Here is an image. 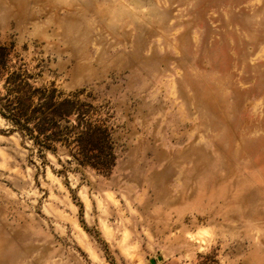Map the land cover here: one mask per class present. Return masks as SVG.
Masks as SVG:
<instances>
[{
  "label": "rangeland",
  "instance_id": "374dc122",
  "mask_svg": "<svg viewBox=\"0 0 264 264\" xmlns=\"http://www.w3.org/2000/svg\"><path fill=\"white\" fill-rule=\"evenodd\" d=\"M0 42L116 141L102 173L0 116V264H264V0H0Z\"/></svg>",
  "mask_w": 264,
  "mask_h": 264
},
{
  "label": "trees",
  "instance_id": "16d2710c",
  "mask_svg": "<svg viewBox=\"0 0 264 264\" xmlns=\"http://www.w3.org/2000/svg\"><path fill=\"white\" fill-rule=\"evenodd\" d=\"M13 43L0 42V116L28 148L41 156L108 173L115 164L116 141L108 117L97 115L83 91L65 92L53 82L37 84L41 70L30 71L13 59Z\"/></svg>",
  "mask_w": 264,
  "mask_h": 264
},
{
  "label": "water",
  "instance_id": "95a60500",
  "mask_svg": "<svg viewBox=\"0 0 264 264\" xmlns=\"http://www.w3.org/2000/svg\"><path fill=\"white\" fill-rule=\"evenodd\" d=\"M154 262H155L154 259H150L151 264H154Z\"/></svg>",
  "mask_w": 264,
  "mask_h": 264
}]
</instances>
